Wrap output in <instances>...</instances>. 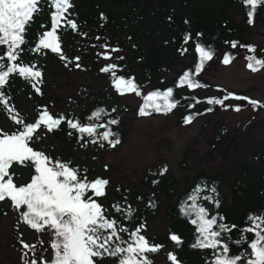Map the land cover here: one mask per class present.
<instances>
[{
    "label": "snow or ice",
    "instance_id": "6c2138e0",
    "mask_svg": "<svg viewBox=\"0 0 264 264\" xmlns=\"http://www.w3.org/2000/svg\"><path fill=\"white\" fill-rule=\"evenodd\" d=\"M245 6L248 23L254 22L253 17L258 6L264 5V0H240ZM44 5L48 7L49 24L41 25L44 29L39 38L35 52L50 50L59 56L61 60L68 58L63 54L60 36L58 32L63 27L77 30L78 25L74 20L68 19L66 14L73 7L71 0H0V110L4 111L9 119L17 125V129L11 133L0 129V202L6 199L20 215V219L30 229L38 233L46 234L50 238L47 248H43L39 254L37 246L20 240L23 249L24 264H104L111 260L113 264H153L151 254L158 253L163 245L155 244L142 234L144 225L141 224L129 230L119 223L117 219L110 218L106 209L98 198L106 196L107 179L97 177L89 180L86 169L82 170L72 166L71 161L53 159L45 152L36 150L32 145L41 139V131L52 132L57 130L62 122H66L70 129L76 130L80 139L84 135L91 139L87 143L96 144L99 140L107 141L111 147L120 143L118 135L108 125L119 123L117 119H111L106 124H83L78 120L68 119L64 115L59 117L51 114L45 107L39 112L34 122H26L15 106L10 104V97L6 95L5 86L11 77L19 76L31 84L38 94L41 89L43 73L35 64H29L22 59L27 29L31 27L35 17L44 11ZM102 18H104L102 16ZM106 19V18H104ZM66 22V24H65ZM99 39V38H97ZM191 39L190 35L184 37L185 43ZM233 48L236 42H231ZM102 47H106L102 45ZM246 47L253 55L246 56V67L252 72L264 69V56L256 55L253 45H241ZM119 51V49H113ZM182 54L187 49H182ZM195 51L198 54V62L194 70L185 71L176 84V87L187 86L189 89L207 87L194 77L203 70L207 61L213 58L214 52L210 47L197 43ZM105 59H111L103 54ZM123 59V57H118ZM79 61V57L75 58ZM234 57L225 54L222 62L228 65ZM79 63L76 67H80ZM115 63L107 64L101 68L102 72L111 73L113 85L119 94L135 93L142 95L134 78L125 79L116 76ZM174 89L169 87L163 92L155 90L143 97L144 104L139 108L140 116L151 115L152 112L169 113L179 103L173 97ZM227 100H244L254 108H264V102L251 99L246 96H238L235 93H227L222 98H206L209 105H219L225 109L232 107L234 111H241V106L227 105ZM159 101V102H158ZM196 100V103H200ZM151 107V111L147 109ZM194 107V105H189ZM105 109H98L89 119H99ZM114 112L115 109H112ZM213 111L212 107L206 109ZM196 113L194 115H199ZM194 115L185 117L184 123L189 124ZM98 128H106V131L98 132ZM69 135H72L70 132ZM110 137H116L110 139ZM103 147V144L100 145ZM28 167L32 169L30 180L18 184L16 168ZM167 169L161 170V174ZM203 189L198 185L192 190L187 200L182 204V211L190 218V223L195 226V240L190 245L194 249L210 250V256L205 264H264V213H250L246 217L245 226L239 228V238L232 239L230 235L238 226L228 224L219 213L212 215L209 210L199 203L201 199L213 203L219 207V201L211 195L201 197ZM216 192L215 187L210 189ZM187 201H191L189 204ZM115 212L122 211L119 204H113ZM126 215L131 219L133 210L129 206ZM127 233L128 237L122 235ZM251 234V239H249ZM22 235V234H21ZM169 239L179 247L183 241L177 234H171ZM41 245L44 241H40ZM230 244L241 247L236 254H230ZM247 247H243V245ZM51 251L50 258L45 253ZM29 252L32 253L28 259ZM172 264H182L176 254L169 253Z\"/></svg>",
    "mask_w": 264,
    "mask_h": 264
},
{
    "label": "trees",
    "instance_id": "16d2710c",
    "mask_svg": "<svg viewBox=\"0 0 264 264\" xmlns=\"http://www.w3.org/2000/svg\"><path fill=\"white\" fill-rule=\"evenodd\" d=\"M138 0H103L101 3L90 4V8L83 11L78 7L77 13L68 14V19L74 20L77 25V30H71L70 27H63L62 30L58 32L60 36V42L63 54L68 58L67 60H61L59 56L52 53L50 50H43L41 52H35L33 49L38 43V38L41 32L44 30L41 25L49 24V13L47 5H44V11L41 15L35 17L34 22L31 27L27 29L26 39L28 43L24 46L25 50L22 53V59L24 62L29 64H35L39 70L42 71V83L38 86L41 89V94H38L31 84L19 76L11 77L8 85L5 86L6 95L10 97V104L15 106L20 115L24 118L26 122H34L40 111H42L46 105L40 104L37 109V114L35 117H31L27 114L22 107L24 94L30 97L39 96L43 97V92L45 91L46 77L49 73L51 62L61 63L62 69L70 68V56L69 50L73 51V48L67 45L66 39L68 37H75L78 35V39L81 41L83 38H89L90 40H95L100 37V31L104 29L112 30L106 40L117 38V41L121 42L118 49L123 48L129 52V56L134 57L136 55L137 49H139L136 43V34L142 26L145 31V37L148 36L149 40L153 41L152 46L142 49L143 58H154L155 61L152 62L148 60L143 64V71L146 77H139L136 73L131 71H124L125 67L130 63L123 59L116 57L117 51H113L112 59L110 63H115L117 68L115 69L116 76H123L125 79L134 78V82L139 86V89L146 83H148L153 78L160 76L161 81L158 84L152 86L149 92L160 90L163 92L167 88L171 87L174 89L173 97L178 100L179 103L175 109L169 113L164 112H152L151 115L140 116L139 108L144 104V99L140 106L136 110H130L126 107L118 109L117 101L112 104L111 107L108 106L110 93L104 90V95L100 96L94 101L93 107L85 108L82 104L81 113L79 116L73 118L72 115L61 114L68 119L78 120L83 124H106L111 119H117L119 121L116 125H108L113 132L118 135L120 143L123 141L118 130L122 118L127 115V113L135 112L139 118H154V117H168L171 115L179 114V123L188 127L196 120L201 119L211 112H207L206 109L212 107L220 108L226 110L224 107L219 105H209L205 102L206 98H222L227 93H235L238 96H247L244 92H235L228 90L222 86H210L206 83L204 79L205 72L209 69L212 63L215 62L219 53H221L220 60L222 62L225 54H231L234 59L231 63L236 62L240 59L241 55L246 59V56L253 55L249 52L246 47H241V45H253L256 48V55L264 56V49H259L258 46L251 41L243 40L240 35H243L246 31L251 28L258 26L264 20V5L258 6L254 14L252 24L248 23V17L246 14L245 6L240 2V0H149L145 3L141 10L137 11ZM234 8L241 13L242 21L240 24H236L234 20L230 17L234 13ZM136 12V20L130 21L128 17ZM102 16L104 18H102ZM66 24V22H65ZM190 35L191 39L185 43L184 37ZM144 37V36H143ZM236 42L237 47L233 48L231 42ZM197 43L203 44L206 47H210L213 52V58L207 61L203 70L198 76L194 77L199 80L203 85L207 87L189 89L187 86L176 87L179 77L187 70H194L196 63L198 62V54L195 51V45ZM105 42L99 45H104ZM129 50H128V49ZM182 49H187L186 52L182 54ZM164 55H167L171 60L164 62ZM191 56L190 61L179 70L175 76L170 79L166 78L167 73L173 67V64L179 59ZM114 56L116 58H114ZM122 57V56H121ZM138 58V56H137ZM247 61V60H246ZM161 62V63H160ZM108 63V64H110ZM223 63V62H222ZM248 63V61H247ZM224 64V63H223ZM107 64L101 66L104 67ZM99 70L100 74L103 75L109 81V87L118 96H124L119 94L113 85V77L111 73H105ZM264 69H261L262 71ZM259 72V71H258ZM256 73V72H254ZM214 90V95H201L197 96L190 94L189 92H195L197 90ZM108 89V88H107ZM148 92V93H149ZM250 98V97H249ZM252 99V98H251ZM196 100H200V103H196ZM159 102V101H158ZM227 105L241 106V111L247 109H253L254 111H259V107L254 108L252 105L248 104L244 100H227L225 101ZM189 105H194V107H189ZM232 109V107H229ZM227 108V109H229ZM98 109H105L104 113H101L99 119H89L92 117L93 113ZM112 109H115L113 112ZM47 110L53 114L48 108ZM151 111V107L147 109ZM234 111V110H233ZM239 111V112H241ZM237 112V111H236ZM200 113L199 115H194ZM55 115V114H53ZM189 115H194V119L191 123H184L185 117ZM10 119L9 116L2 110H0V129L5 132L11 133L17 129ZM106 128H98V132L106 131ZM46 130H42L44 132ZM225 131V130H224ZM223 131V132H224ZM72 135H69V133ZM40 133V135H41ZM52 133L58 141L72 143L76 147H82L83 149L92 148L94 145L107 146L110 148H117L120 143L115 147H111L107 141L99 140L98 143L92 144L87 143L86 146H82L86 141L90 140V137L84 135V139H80V135L76 130L70 129L66 122H62L57 130ZM116 137H110V139H115ZM222 140V133L218 135L217 142ZM42 136L41 139L37 140L32 146L36 150L45 152L47 155L53 159L59 158L62 161H71L72 166H77L82 170H87L86 175L89 180L101 177L107 179L109 184L106 188V196L98 198L100 202L106 209H108L107 215L110 218L117 219L120 224L127 227L129 230H134L135 227L143 224L144 229L142 234L146 236L149 241L163 245L158 253L151 254V259L153 264H162L158 258L164 256L169 264L172 262L168 258L169 253L176 254L179 261L182 264H205L206 259L210 256V250H200L190 247L194 242L196 232L195 226L190 223V218L186 217L182 211V204L187 200V197L192 193V190L198 185L203 189L200 193L201 197L205 195L213 196V199L219 201V207H215L213 204L212 215L219 213L225 218V222L228 224H235L238 226L230 234L233 240L239 238V228L245 226L246 217L250 213L262 214L264 213V153H255V158L259 161V167L256 171L254 168H250L244 161L239 163L234 170L233 183L231 184V196L228 197L222 194V185L225 180L224 170L221 169L217 173L202 175L197 180L194 186L188 188L179 197H177L175 204H168L167 206V216L171 221V227L169 233L163 239H150L146 233V222L155 217L157 213L162 209L163 205V195H166L168 201H172L173 197L176 195V190L178 183L175 178H166V172L161 174L162 167H155L153 170H149L143 179V185L153 191L152 195L148 198L147 204L143 207L140 213H137V209L131 204V194L129 196V190L121 188L119 193L116 195V199L113 198L111 193L112 182L106 173L100 171L98 173L97 168L92 164H86L84 161L76 158L74 154H67L64 151H46L42 147ZM107 168L104 167V170ZM18 173V178L16 182L18 184H23L30 180L32 175V169L28 167H19L15 169ZM215 187L216 192L212 193L210 189ZM204 190L209 191V194L204 193ZM247 196V197H245ZM130 198V199H129ZM191 204V201H187ZM200 203V201H199ZM113 204H119L122 211L117 213L112 208ZM7 206L17 214V224L18 226H24L30 234L33 236V240L29 244H35L37 246L36 252H39L43 248H47L50 243V238L46 234L38 233L36 230L30 229L26 226L20 219L19 213L11 207L10 202L6 199L0 202V223L4 216L8 214ZM131 207L133 210V215L129 219L126 215V210ZM208 209V208H207ZM209 210V209H208ZM210 212V211H209ZM171 234H177L182 238L183 243L177 247L174 242H172L169 237ZM122 235L127 239L128 234L122 233ZM13 236L18 242L17 250L23 255L27 249H23L20 243L22 236L19 234L18 229L15 227ZM249 239H251V234H249ZM43 240L44 244L41 245L40 241ZM170 246V249L166 251V248ZM247 247V245H243ZM231 252L230 254H236L242 250L234 244H230ZM45 256L50 258L51 251L45 253ZM32 253L29 252L28 259H31ZM98 264L100 262L98 261ZM104 264H113L111 260H106Z\"/></svg>",
    "mask_w": 264,
    "mask_h": 264
},
{
    "label": "rangeland",
    "instance_id": "374dc122",
    "mask_svg": "<svg viewBox=\"0 0 264 264\" xmlns=\"http://www.w3.org/2000/svg\"><path fill=\"white\" fill-rule=\"evenodd\" d=\"M101 1L103 0H71L73 7L69 12L76 14L78 7L86 11L90 8V4ZM148 2L149 0H138L137 11ZM230 17L236 24L242 21L241 13L237 8H234V13ZM136 19V12L128 17L130 21ZM138 27L141 31L136 34V43L139 47L136 55L129 56V52L121 47L115 53L116 57L122 56L125 61H130L124 71L146 77L143 64L148 60L154 62L155 59L150 56L143 58L141 52L144 45L148 48L152 46L153 41L149 40L148 36L145 37L146 30L144 31L142 26ZM111 32L112 30L104 29L100 31L99 39L95 40L83 38L80 41L76 37L78 35L68 37L67 45L73 48V51L69 50L70 68L62 69L61 63L51 62L43 97L38 95L30 97L24 94L23 110L31 117H35L38 105L44 104L56 117L68 114L75 118L80 115L82 104L85 108L93 107L94 101L104 95L105 89L110 93L107 102L109 107L117 101L118 109L126 107L136 110L150 88L160 83L161 77L157 76L144 84L140 88L142 93L140 96L135 93L118 96L110 89L109 81L100 74L99 70L101 66L114 60L113 49H118L121 45L117 38L106 40ZM239 37L251 41L259 49H264V20ZM103 42L106 47L99 45ZM104 53H107L111 59H105ZM221 55L218 54L215 62L205 72L206 83L235 92H244L250 98L264 102V70L256 73L250 71L246 67L247 61L243 55L236 62L225 65L220 60ZM76 57L80 58L79 61L75 59ZM190 59L191 56L188 55L176 61L166 78L175 76ZM169 60L171 58L164 55V62ZM77 63L81 65L79 68L76 67ZM189 93L201 96L214 95L215 92L211 88ZM118 130L123 141L117 148L94 145L92 148L83 149L72 143L58 141L52 133L46 131L41 133V144L46 151L55 150L74 154L77 159L95 166L98 173L102 170L111 179L113 198L116 199L121 188L128 189L129 196L131 194L132 197L129 199L137 209V213L142 211L153 192L143 185L145 175L157 166L166 168V178L173 177L179 183L173 200L168 201L164 194L162 209L145 223L144 231L150 239L166 237L171 227L166 211L168 204H175L177 197L194 186L200 176L215 174L223 169L225 180L221 190L223 195L230 197L233 172L237 165L244 161L257 171L259 161L255 158V153H264V108H259V111L247 109L241 112L230 108L226 110L215 108L211 114L196 120L188 127L179 123V114L143 119L130 111L122 118ZM221 133L222 140L217 142V137ZM104 167L107 169L104 170ZM204 193L209 194V191L204 190ZM200 204L208 208L212 214L213 203L201 199ZM7 210L8 214L0 223V264H24L25 258L16 248L19 244L13 236L14 229L15 227L18 229L22 239L27 243L33 240V236L24 226H18L17 214L9 206ZM169 249L170 246L166 251ZM158 260L162 264H169L164 256H160Z\"/></svg>",
    "mask_w": 264,
    "mask_h": 264
}]
</instances>
